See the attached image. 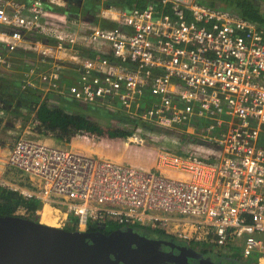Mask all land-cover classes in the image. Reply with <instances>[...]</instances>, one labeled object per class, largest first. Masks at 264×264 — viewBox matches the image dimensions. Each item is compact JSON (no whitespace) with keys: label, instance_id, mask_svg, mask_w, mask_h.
Segmentation results:
<instances>
[{"label":"built area","instance_id":"built-area-1","mask_svg":"<svg viewBox=\"0 0 264 264\" xmlns=\"http://www.w3.org/2000/svg\"><path fill=\"white\" fill-rule=\"evenodd\" d=\"M63 2L0 0V65L4 49L35 54L21 87L68 114H113L111 126L129 132L123 146L154 147L157 158L131 165L19 136L6 156L18 180L0 176V187L57 208L61 226L157 229L264 264V24L155 0L104 9L106 26L71 18Z\"/></svg>","mask_w":264,"mask_h":264},{"label":"trees","instance_id":"trees-1","mask_svg":"<svg viewBox=\"0 0 264 264\" xmlns=\"http://www.w3.org/2000/svg\"><path fill=\"white\" fill-rule=\"evenodd\" d=\"M202 1L205 2L206 5L221 6L222 8L230 9L251 21L264 24V9L261 0ZM145 6L144 2L137 4L138 8ZM112 25H115V23L111 22L109 26ZM11 81L13 82V85L18 86L16 80ZM20 92L24 99L27 100V107L33 112L35 120L40 121L38 126L42 127L44 131L53 134L55 139H64L67 141L66 144L73 143L77 146L94 149L108 157L120 158L131 165H144L149 167L154 164L158 155V150L156 148L135 144L128 148L123 146L125 136L129 133L127 129L111 125L105 126L80 113L68 114L61 108L47 104L46 101L40 102V91L36 88H29L26 86L20 88ZM20 205L26 207L25 214H20V216L39 221V214H37L36 210H40L41 205L37 200H23L16 192L0 187V216L16 215V211ZM44 209L46 213L40 221L44 224L57 227L60 226V215L58 212L50 210L47 207ZM73 221L74 220L71 218L63 228L67 230H76ZM133 227L140 228L138 226ZM96 228L97 226L92 225L87 231H94ZM116 228L121 227L111 224L107 228L106 224V232H111ZM152 230L166 235L160 230Z\"/></svg>","mask_w":264,"mask_h":264},{"label":"water","instance_id":"water-1","mask_svg":"<svg viewBox=\"0 0 264 264\" xmlns=\"http://www.w3.org/2000/svg\"><path fill=\"white\" fill-rule=\"evenodd\" d=\"M105 226L67 230L17 214L0 216V264H149L163 259L137 245L133 228L104 233Z\"/></svg>","mask_w":264,"mask_h":264},{"label":"rangeland","instance_id":"rangeland-1","mask_svg":"<svg viewBox=\"0 0 264 264\" xmlns=\"http://www.w3.org/2000/svg\"><path fill=\"white\" fill-rule=\"evenodd\" d=\"M261 1L264 9V0ZM2 51L7 55L8 62L0 65V176L10 180H18L17 171L6 164V156L9 153L14 140L19 136H27L35 140L52 142V144L61 146L72 145L74 149L95 152L94 149L88 147L77 146L73 143L66 144L67 141L64 139H55L53 134L44 131L42 127L37 125L33 112L28 109V104H25L27 103V100L24 99L20 92H17V89L15 88L16 86L13 85V82L11 81L18 80V78L22 77L24 68L35 60V54H29L27 51L20 49H4ZM72 108L74 113H80L91 120L100 122L102 125L119 126V122L113 114H107L101 109L98 110L89 106L80 105H73ZM105 118L110 120L104 122L103 120ZM122 120L119 121L122 122ZM177 153L180 154V152ZM57 212L60 215L59 211ZM16 214L23 215L25 214V211L20 208L16 211ZM111 224L112 223H107V228ZM59 227L64 226L60 225ZM231 250L239 251L237 248ZM249 257L253 260H257L256 254H250Z\"/></svg>","mask_w":264,"mask_h":264},{"label":"flooded vegetation","instance_id":"flooded-vegetation-1","mask_svg":"<svg viewBox=\"0 0 264 264\" xmlns=\"http://www.w3.org/2000/svg\"><path fill=\"white\" fill-rule=\"evenodd\" d=\"M131 228L139 235L136 240L138 246L162 254L161 262L157 263L153 258L149 264H258L249 255L243 256L240 250L187 244L152 229ZM100 231L109 233L106 226Z\"/></svg>","mask_w":264,"mask_h":264},{"label":"crops","instance_id":"crops-1","mask_svg":"<svg viewBox=\"0 0 264 264\" xmlns=\"http://www.w3.org/2000/svg\"><path fill=\"white\" fill-rule=\"evenodd\" d=\"M20 3H25L27 0H17ZM64 1L65 4L64 8H61L63 11L69 14L71 18L74 19H82L85 21H93L98 22L99 24L109 26L112 21L103 19H97L98 14L104 9L110 6H122L127 8L137 7L138 3H145L147 5L150 2L155 0H61ZM143 1V2H142ZM199 3L206 4L202 0H195ZM213 7H221V6H213ZM56 11H60V9H55ZM18 86L15 88L17 92H20V83L17 82ZM21 94V92H20ZM27 104V103H25ZM48 144H52V142H46Z\"/></svg>","mask_w":264,"mask_h":264},{"label":"bare ground","instance_id":"bare-ground-1","mask_svg":"<svg viewBox=\"0 0 264 264\" xmlns=\"http://www.w3.org/2000/svg\"><path fill=\"white\" fill-rule=\"evenodd\" d=\"M45 207H47V208H49V209H51V210H55V211H59V210H57V208H55V207H53V206H51V205H49V204H43L42 206H41V209L40 210H37V214H39V218H40V220H41V218L45 215V213H46V211H45ZM59 213H60V218H62V217H64L65 216V214L64 213H61L60 211H59ZM39 220V221H40ZM41 222V221H40ZM42 223V222H41ZM44 224V223H43ZM46 225H48V224H46ZM50 226H52V225H50Z\"/></svg>","mask_w":264,"mask_h":264}]
</instances>
